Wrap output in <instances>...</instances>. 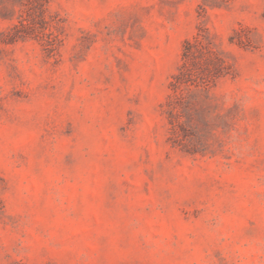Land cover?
<instances>
[{"label": "rangeland", "instance_id": "374dc122", "mask_svg": "<svg viewBox=\"0 0 264 264\" xmlns=\"http://www.w3.org/2000/svg\"><path fill=\"white\" fill-rule=\"evenodd\" d=\"M0 264H264V0H0Z\"/></svg>", "mask_w": 264, "mask_h": 264}]
</instances>
